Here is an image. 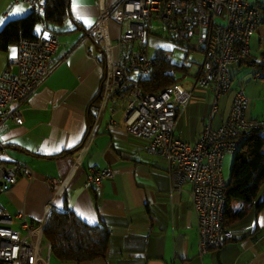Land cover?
I'll list each match as a JSON object with an SVG mask.
<instances>
[{
	"label": "crops",
	"instance_id": "0c3cea01",
	"mask_svg": "<svg viewBox=\"0 0 264 264\" xmlns=\"http://www.w3.org/2000/svg\"><path fill=\"white\" fill-rule=\"evenodd\" d=\"M102 1L110 6L117 0ZM249 1L264 6V0ZM70 10L71 18L50 26L58 41L52 54L54 70L24 101L6 107L8 114L19 112L21 123L6 117L0 129L5 146L0 161H21L33 170L34 178L19 174L13 186L0 192V205L13 217L25 212L37 223L32 229L36 264H75L57 259L42 235L53 209H70L89 224L102 223L109 229L106 257L84 264H199L196 213L185 191L170 192L165 158L147 151L145 139L126 131V96L113 95L106 104L101 100L95 114L88 110L101 89L104 61L101 42L86 33L96 20L98 0H71ZM29 11L24 0H0V26ZM109 33L112 39L118 36L114 20L109 22ZM194 52L200 57L188 68L193 79L187 87L179 83L190 98L174 130L192 144L203 133L213 100L210 88L194 87L203 59L200 52ZM15 53L16 45L0 51V75L7 67L16 70L8 65ZM262 53L264 22L250 36L249 57L230 65L231 85L218 99L213 127L228 111L239 86L250 98L247 116L264 119V75L250 63ZM256 71L260 77L254 76ZM110 106L116 111L112 113ZM106 167L113 169L112 176L103 177L98 189L87 185L92 169ZM50 178L57 182L50 184ZM182 187L188 189L189 184ZM13 226L18 227L17 220ZM241 229L243 233L234 240L209 250L203 262L264 264V207L250 226ZM22 236L27 235L22 232Z\"/></svg>",
	"mask_w": 264,
	"mask_h": 264
},
{
	"label": "built area",
	"instance_id": "2783aa9c",
	"mask_svg": "<svg viewBox=\"0 0 264 264\" xmlns=\"http://www.w3.org/2000/svg\"><path fill=\"white\" fill-rule=\"evenodd\" d=\"M24 1L33 11L42 12L44 8L41 0ZM241 14H248L247 29H240ZM152 19L163 25L172 42L193 41V51L203 57L194 87L210 88L213 100L203 133L193 144L183 141L174 131L190 93L179 83L154 93L144 91L140 84V79L152 70V58L148 57L144 43ZM110 20L118 25L115 39L110 37ZM263 22L264 6L249 0H117L110 6L98 0L96 20L86 31L101 42L104 54L102 102L106 104L116 94L126 96V131L145 139L147 151L165 158L170 192L185 191L188 195L197 216L199 264H205L203 256L209 250L232 237L218 217V202L224 192L222 160L226 154L236 152L240 134L264 128V119L247 116L250 98L242 86L236 89L219 125L212 126L218 99L231 85L230 65L249 57L250 36ZM229 37H237L236 48H229ZM57 45L55 32L44 23L40 35L19 39L16 53L8 59V65H14L16 70L12 72L7 67L0 75V129L7 116L21 123L19 112L13 110L8 114L6 107L24 101L54 70L52 54ZM165 58L171 61L172 54L166 52ZM109 109L113 113L117 108ZM0 151H5L1 140ZM19 174L29 180L34 178L27 164L15 159L0 161V192L13 186ZM112 175L111 167L92 169L86 183L98 189L102 178ZM48 182L54 184L57 180L50 178ZM183 184H189V188L184 189ZM16 220L18 227L13 226ZM36 224L25 212L13 217L0 205V264H36L32 236ZM22 232L27 236L23 237Z\"/></svg>",
	"mask_w": 264,
	"mask_h": 264
},
{
	"label": "trees",
	"instance_id": "16d2710c",
	"mask_svg": "<svg viewBox=\"0 0 264 264\" xmlns=\"http://www.w3.org/2000/svg\"><path fill=\"white\" fill-rule=\"evenodd\" d=\"M43 3L42 12L31 10L2 24L0 51L16 45L20 38L36 37L41 23L50 28L61 25L67 18L72 17L71 0H44ZM178 44H185L189 48L188 43ZM165 51L156 49L151 73L140 79L146 92L154 93L174 84L177 82L178 73L187 72L188 67L184 64L168 61ZM250 63L258 67L264 75V53ZM101 98L102 89H99L88 104L89 112L95 114ZM239 139L240 143L234 153L230 175L224 187L223 226L232 232V237L220 246L243 233L244 229L241 228L250 226L256 213L264 207V128L244 132ZM42 235L57 259L84 264L106 257L110 233L106 225L89 224L70 209H53L46 218Z\"/></svg>",
	"mask_w": 264,
	"mask_h": 264
},
{
	"label": "rangeland",
	"instance_id": "374dc122",
	"mask_svg": "<svg viewBox=\"0 0 264 264\" xmlns=\"http://www.w3.org/2000/svg\"><path fill=\"white\" fill-rule=\"evenodd\" d=\"M144 43L148 57L152 58L157 48L167 49L171 51V54H173L172 57L173 63L184 64L185 66L190 64V66L188 67L189 70L191 68V65H193L194 62L197 61L196 57H200L197 56L193 51V47H194L193 41L189 43L188 49L186 48L185 44L181 46L178 43L172 42L168 38V34L164 29L163 25L158 23L154 19H152L151 23L147 26ZM190 54L194 55V57L193 58L189 57ZM188 68L186 73L180 72L177 74V83H181L184 87L189 86L190 81L193 79L192 75H190L188 71ZM233 156L234 154H226L222 160L221 170L225 182L228 180L230 175Z\"/></svg>",
	"mask_w": 264,
	"mask_h": 264
},
{
	"label": "bare ground",
	"instance_id": "6f19581e",
	"mask_svg": "<svg viewBox=\"0 0 264 264\" xmlns=\"http://www.w3.org/2000/svg\"><path fill=\"white\" fill-rule=\"evenodd\" d=\"M248 26V14H241V20H240V29H247ZM41 33V27L37 33V35H40ZM228 46L229 48H236L237 47V37H229L228 38ZM261 74L258 71L257 72V77H260ZM240 143V139L235 143V151L237 150L238 146ZM225 180L224 178H221V185L225 187ZM225 207V197H224V192H223V199L218 202V217L222 219L223 223V211Z\"/></svg>",
	"mask_w": 264,
	"mask_h": 264
},
{
	"label": "snow or ice",
	"instance_id": "6c2138e0",
	"mask_svg": "<svg viewBox=\"0 0 264 264\" xmlns=\"http://www.w3.org/2000/svg\"><path fill=\"white\" fill-rule=\"evenodd\" d=\"M19 11V10H18Z\"/></svg>",
	"mask_w": 264,
	"mask_h": 264
}]
</instances>
